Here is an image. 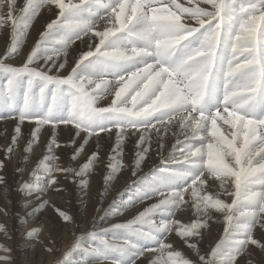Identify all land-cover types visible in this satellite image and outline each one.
<instances>
[{
    "label": "snow or ice",
    "instance_id": "1",
    "mask_svg": "<svg viewBox=\"0 0 264 264\" xmlns=\"http://www.w3.org/2000/svg\"><path fill=\"white\" fill-rule=\"evenodd\" d=\"M38 19L42 30L26 59L6 62L21 55ZM0 35V121H16L13 144L25 121L34 123L25 152L44 126L51 132L49 154L30 179L16 169L18 190L40 200L28 215L49 205L41 197L50 187L62 190L55 173L86 188L105 145L111 151L101 203L122 168L136 178L129 186H138L134 198L96 211L121 216L155 200L123 223L99 227L93 217L54 264H252L257 250L256 264H264V0H0ZM77 41L85 47L68 71ZM61 125L74 130L71 145L81 141L72 160L90 142L95 149L79 170L57 163ZM126 140L133 145L128 165ZM5 168L0 161V172ZM0 185L7 191L6 173ZM51 206L75 227L71 215ZM213 211L223 232L204 249ZM178 213L194 219L182 223ZM78 251L89 259H76ZM9 252L0 245V264H11Z\"/></svg>",
    "mask_w": 264,
    "mask_h": 264
},
{
    "label": "bare ground",
    "instance_id": "2",
    "mask_svg": "<svg viewBox=\"0 0 264 264\" xmlns=\"http://www.w3.org/2000/svg\"><path fill=\"white\" fill-rule=\"evenodd\" d=\"M18 3L22 6L23 0H18ZM37 28H40L42 30V21H40L39 19L37 21L36 26L30 30V34L27 38L25 47L22 49L21 55L18 58H13L12 60L6 62L13 64V66H20L23 63V61L26 59L27 53L30 51L31 47L34 46L35 40L38 39V32L36 30ZM84 47L85 46L83 44L77 41L76 44L73 45L72 48L69 50V64L66 66L68 71H70V68L74 66L73 59L75 57H78L79 53L76 51L77 48ZM5 50V40L0 37V55H3ZM2 81L3 77L2 75H0V82ZM15 126L16 121L14 120L0 121V161H3L6 165V168L3 170V172H0V174L6 173V181L8 185L7 191H5L4 185L3 187L1 186L2 190L0 189V199L2 201H4L5 199V201L9 202V205L6 204V210L10 218L13 217V215L16 213L18 214V217L20 219L15 217V219H12L10 223H3L6 231L0 232V245L6 246L9 249L11 244L15 240V236H18L19 240L17 241L14 251H10L8 253V255H10L11 257V264H30V258L32 257V255L27 253V248L32 249L31 254H34L37 251V248H41L45 246V244L39 242L41 236L34 237V239H32L27 235L30 232L28 226L34 225L35 221L37 225H41L46 221L47 218L53 216L55 208H52L51 205H55L54 196L60 193L54 191L53 188L50 187L48 193L41 197V199H47L49 201V205L44 207L41 212H37L33 216V218L30 219L28 213L39 205L40 200L35 199V195L33 197H26L18 190V182H21V174L17 172L16 169L25 168L26 170L23 172L22 179L25 181L30 179V173L35 168L39 160L42 159L44 155L49 154L47 153V144L51 139V132L49 130L50 126H44L41 130L39 139L32 145V151L25 152L24 149L28 147V141L31 139V131L34 130L35 125L34 123H29L28 121H25V123L21 126V135L18 137L16 143L13 144L12 137L16 135ZM73 136L74 130L72 129L71 125L67 127V130H65V126H59L56 138L57 142L61 144V147L55 150V154L60 157V159L57 160V163L60 164L61 167H66L64 160L66 159L75 167L80 168L84 163L87 162L92 151L95 150L94 147L91 146L90 142V145L85 146V150L79 156H77L75 160H72L71 156L74 154V148L77 147L78 144L81 142L78 140L77 145H71V140ZM114 144L115 139L113 138L112 145ZM9 147H12L13 151L11 153H8V158L6 159L5 153L7 148ZM124 147L125 153L123 154V163L125 164V157H127V155H130L133 159V145L129 144L126 140ZM169 147L170 144H166L165 153H167ZM110 151V146L105 145L103 150V156L101 158L102 160H104V162L108 163V153ZM25 156L28 157L27 161H25L24 159ZM158 162L159 157H156L153 160L152 165H145L143 169L144 173H148L149 168L151 166H154ZM106 168V166H103L99 170L97 169L95 163V165L93 166V170L85 177V179L88 180L89 178H91L93 181L95 179L97 181L98 179H100V182L102 183L103 175L107 174L108 171V169L106 170ZM95 171H98V174H96ZM121 174L122 169L117 174L116 179L112 182L107 195L103 197L102 203L101 196L98 202L97 200L92 201V199L90 198L91 195L88 194L89 192L87 191V187L80 188L78 185V187L74 190V194L72 196L73 209L76 212V220L74 223L75 227L73 226L72 230L73 232H75L76 234L79 233V235H81L89 231L91 229L93 217L97 218L99 227H107L111 223L126 222V220L132 219L136 214H138L139 211H142L144 207L147 206V204L155 202V200H152L146 201L143 204H136L135 207L129 208V210L121 216H114L111 214L105 215L103 211L97 212L96 209L98 207L106 208L113 199H117L118 201L122 202L135 197L138 185H129L130 182L132 180H135L136 178L128 174L124 176L122 181H119L120 176H122ZM38 175H40L41 179H43V173H38ZM55 175L58 178V176L61 174L55 173ZM58 181L61 182L60 178H58ZM5 201L3 203H5ZM26 201H31V203L26 204ZM88 210L91 211L90 215L93 214L91 219L87 218L86 221H82V219L85 218L84 215L88 213ZM212 215L214 218L212 221L209 222V227L213 233L215 232V230L218 233L209 244L214 245L215 241L219 239L223 231L221 232L219 224L216 223L217 220H220L222 217H219V214L215 213L214 211L212 212ZM100 216H104V219H99ZM177 218L181 219L180 213L177 214ZM17 219H19L20 221H16ZM27 220L28 223L24 224V222ZM20 224H24V226H20ZM15 230H20L19 234H16ZM43 231L44 230H41V233ZM72 231L69 233H62L61 236L63 238L60 237V239H56V241H52L48 244V247H52L54 251L52 253L48 252V260L45 264H54L55 261L62 259L63 254L70 249L76 239V234H74ZM256 234H259V232H257ZM108 236H112L111 232L107 234V237ZM109 238L111 239V237ZM75 258L81 261L89 259L88 255L82 251H78L75 254Z\"/></svg>",
    "mask_w": 264,
    "mask_h": 264
},
{
    "label": "rangeland",
    "instance_id": "3",
    "mask_svg": "<svg viewBox=\"0 0 264 264\" xmlns=\"http://www.w3.org/2000/svg\"><path fill=\"white\" fill-rule=\"evenodd\" d=\"M0 37H2V35H0ZM64 160H65L66 167H74L77 170H79V168L75 167L69 161H67L66 159H64ZM125 161H126L125 165H128L129 163H131L132 157L130 155H127V157H125ZM107 164L108 163L104 162V160H102V159H98L96 161V167L99 170L103 166L107 167ZM107 169L108 168H106V170ZM98 171H95V173L98 174ZM58 174L62 175V176L61 175L58 176V178H60V181H61V182H59V187L62 190L59 191L60 194H56L54 196L55 207L59 208L62 211H65L66 213L71 215L73 217V222L75 223L76 212L73 209L72 196L74 194V190L78 187V182H73L71 179H64V174H62V173H58ZM128 174L131 175L130 169L127 168V167L122 168V174H121L122 176H120L119 181H122L124 176H126ZM87 182H88L87 191L89 192L88 194L91 195L90 198L92 199V201L97 200V202H98L99 199H100L101 193H102V187L104 185L103 182L101 183L100 179H98V181L96 179L93 181L91 178H89L87 180ZM1 186L3 187V185H0V189L2 190ZM18 188H19V186H18ZM1 190H0V193H1ZM186 198H187V194H186ZM4 201H5V199H4ZM4 201H2L0 199V218H1L0 219V223L8 224V223L11 222L12 219L14 220L15 217L16 218H19V217H18V214L15 213L13 215V217L10 218V216L8 215V212L6 210V206H7L6 204L9 205V202L5 201V203H3ZM1 206H3V207H1ZM54 213H53V216L47 218L46 221L43 224L37 225V223L35 221V224L33 223L34 225H29L28 226V229L30 231H32L33 229H37L36 234L34 236L30 237V238L34 239V237L41 236V239H39V242L45 244V246H43L41 248H37V251L34 254H31V250L32 249L27 248V253L32 255V257L30 258L31 259L30 260V264H45L47 262V260H48V251H47L48 244L51 243L52 241H56V239H60V237L63 238L61 236L62 233H69V232H71L73 230V223L64 222L62 220V218L59 217V215H58V213L56 211ZM90 213H91V211L88 210V213L84 215L85 218H83L82 221H86L87 218L91 219L93 214L90 215ZM32 218H33V216H30V219H32ZM19 219H17L16 221H20ZM192 219H194L193 216L182 215L181 214L182 223H191ZM220 221H222V218L220 220H217L216 223L219 224L221 232H222L223 231V227H222V222H220ZM21 222H22V220H21ZM26 223H28V220L24 222V224H26ZM24 224H22V225L20 224V226H24ZM41 230H44V231L41 233ZM15 232H16V234H19L20 230H15ZM73 233L76 234L75 232H73ZM217 233L218 232L216 230H215L214 233L212 231L206 233V240H205V242L203 244V248L204 249L208 248V244L211 242V240H213L215 238ZM111 234H112V236H108L107 238H109V237L112 238L113 237V233H111ZM116 235L117 236H121L122 233L118 232V233H116ZM256 235L259 236V234H256ZM76 236H79V233L76 234ZM18 240H19V237L15 236V240H14V242L11 244V246L9 248L10 251H14V248H15ZM175 247L177 248V250L182 251L183 254L185 255V257L190 258V259H194V254L191 253L186 248V246H181L179 243H177L175 245ZM143 259L144 258H141V261H143ZM259 259H261V257H260L259 251L257 250L256 255L252 259V262H253L252 264H256L255 262H257Z\"/></svg>",
    "mask_w": 264,
    "mask_h": 264
}]
</instances>
